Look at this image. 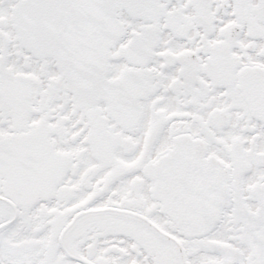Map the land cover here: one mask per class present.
<instances>
[{"label": "snow or ice", "instance_id": "1", "mask_svg": "<svg viewBox=\"0 0 264 264\" xmlns=\"http://www.w3.org/2000/svg\"><path fill=\"white\" fill-rule=\"evenodd\" d=\"M0 264H264V0H0Z\"/></svg>", "mask_w": 264, "mask_h": 264}]
</instances>
